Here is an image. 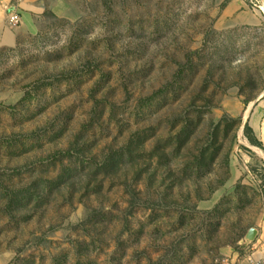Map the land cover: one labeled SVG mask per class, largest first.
<instances>
[{"label": "rangeland", "instance_id": "obj_1", "mask_svg": "<svg viewBox=\"0 0 264 264\" xmlns=\"http://www.w3.org/2000/svg\"><path fill=\"white\" fill-rule=\"evenodd\" d=\"M262 128L264 0H50L0 48V264H264Z\"/></svg>", "mask_w": 264, "mask_h": 264}, {"label": "crops", "instance_id": "obj_2", "mask_svg": "<svg viewBox=\"0 0 264 264\" xmlns=\"http://www.w3.org/2000/svg\"><path fill=\"white\" fill-rule=\"evenodd\" d=\"M13 0H0V48H11L23 39L38 32L39 21L50 0H28L23 3L20 21L11 25L8 21L9 10L6 8Z\"/></svg>", "mask_w": 264, "mask_h": 264}, {"label": "built area", "instance_id": "obj_3", "mask_svg": "<svg viewBox=\"0 0 264 264\" xmlns=\"http://www.w3.org/2000/svg\"><path fill=\"white\" fill-rule=\"evenodd\" d=\"M28 0H13L11 4H9L6 8L10 11L8 14V21L11 25H15L20 21V13L22 9L23 3ZM261 259L252 257L251 254L249 256V262L251 264H262L263 262L259 261Z\"/></svg>", "mask_w": 264, "mask_h": 264}, {"label": "water", "instance_id": "obj_4", "mask_svg": "<svg viewBox=\"0 0 264 264\" xmlns=\"http://www.w3.org/2000/svg\"><path fill=\"white\" fill-rule=\"evenodd\" d=\"M256 235H257V230H256V228H250L249 230H248V233H247V235H246V237H247V240H249V241H253L255 238H256Z\"/></svg>", "mask_w": 264, "mask_h": 264}, {"label": "trees", "instance_id": "obj_5", "mask_svg": "<svg viewBox=\"0 0 264 264\" xmlns=\"http://www.w3.org/2000/svg\"><path fill=\"white\" fill-rule=\"evenodd\" d=\"M246 129L249 130L250 128H249V127H246ZM250 142H251L253 145H255L256 147H259L260 144H261V143H256L257 141H255L254 139H251V138H250ZM8 194H9V193H8ZM10 202H12L11 199H10Z\"/></svg>", "mask_w": 264, "mask_h": 264}, {"label": "bare ground", "instance_id": "obj_6", "mask_svg": "<svg viewBox=\"0 0 264 264\" xmlns=\"http://www.w3.org/2000/svg\"><path fill=\"white\" fill-rule=\"evenodd\" d=\"M261 137L264 140V128L261 129ZM262 155V154H261ZM263 158V157H262Z\"/></svg>", "mask_w": 264, "mask_h": 264}]
</instances>
